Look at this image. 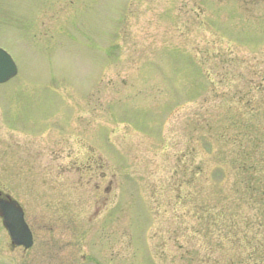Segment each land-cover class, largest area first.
I'll return each mask as SVG.
<instances>
[{
    "label": "rangeland",
    "instance_id": "rangeland-1",
    "mask_svg": "<svg viewBox=\"0 0 264 264\" xmlns=\"http://www.w3.org/2000/svg\"><path fill=\"white\" fill-rule=\"evenodd\" d=\"M0 47V189L71 264H264V0H0Z\"/></svg>",
    "mask_w": 264,
    "mask_h": 264
},
{
    "label": "flooded vegetation",
    "instance_id": "flooded-vegetation-1",
    "mask_svg": "<svg viewBox=\"0 0 264 264\" xmlns=\"http://www.w3.org/2000/svg\"><path fill=\"white\" fill-rule=\"evenodd\" d=\"M68 162L69 163L65 165V171L72 169V160H68ZM83 166H87V168L83 170ZM83 166H77L75 170L77 172L84 171L87 175L90 166L89 160H87V164ZM109 183L111 185V181H109ZM110 185L108 184L106 188L107 192L110 190ZM95 187L97 189L100 187L99 182L96 183ZM1 192L2 195L0 198L7 200V194L9 193L2 190ZM67 218V215H23V220L31 231L33 239L32 245L25 248L22 245H17L11 240L6 227L9 222L5 220L4 217H1L0 224L3 238L1 252H3L4 257L2 264H71L72 261L64 257L67 250L64 253H61L62 244L57 243L60 239V237L57 238V235L66 229L71 230L72 222H68ZM40 234L45 236L43 238V243H40L39 241ZM64 245L66 246V244ZM67 247L69 246L67 245ZM62 256L64 259H62Z\"/></svg>",
    "mask_w": 264,
    "mask_h": 264
},
{
    "label": "water",
    "instance_id": "water-1",
    "mask_svg": "<svg viewBox=\"0 0 264 264\" xmlns=\"http://www.w3.org/2000/svg\"><path fill=\"white\" fill-rule=\"evenodd\" d=\"M15 73L14 68L8 59L0 51V82L5 81ZM0 212L2 215H9L10 220L12 221L11 234L12 237L18 238L20 243H25L29 240L30 234L27 231L25 224L22 221L21 215L22 212L17 207L16 202L12 201L11 203H2L0 206ZM29 245L30 242L25 243Z\"/></svg>",
    "mask_w": 264,
    "mask_h": 264
}]
</instances>
